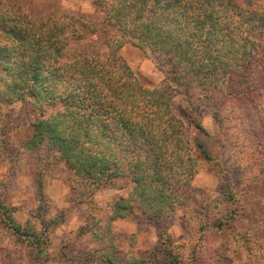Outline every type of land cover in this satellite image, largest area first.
<instances>
[{"label": "clouds", "instance_id": "1", "mask_svg": "<svg viewBox=\"0 0 264 264\" xmlns=\"http://www.w3.org/2000/svg\"><path fill=\"white\" fill-rule=\"evenodd\" d=\"M0 9V264H264V0Z\"/></svg>", "mask_w": 264, "mask_h": 264}, {"label": "trees", "instance_id": "2", "mask_svg": "<svg viewBox=\"0 0 264 264\" xmlns=\"http://www.w3.org/2000/svg\"><path fill=\"white\" fill-rule=\"evenodd\" d=\"M149 11H153V10L150 9ZM117 15H120L119 10H117ZM0 16H3V10L2 9H0ZM59 31L61 32V34L63 33V29H59ZM93 34H95V30H93ZM11 55H12V53L7 52V50H0V59H8L11 57ZM41 64H42V61H41L40 57L36 56L34 59V63L31 66L32 79L34 81L38 79V77L42 71ZM4 70L6 71L7 69H4ZM7 87H9L11 90L12 86H7Z\"/></svg>", "mask_w": 264, "mask_h": 264}, {"label": "rangeland", "instance_id": "3", "mask_svg": "<svg viewBox=\"0 0 264 264\" xmlns=\"http://www.w3.org/2000/svg\"><path fill=\"white\" fill-rule=\"evenodd\" d=\"M150 69H151V65L146 64V65H145V70H146V71H150Z\"/></svg>", "mask_w": 264, "mask_h": 264}]
</instances>
